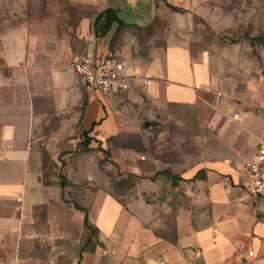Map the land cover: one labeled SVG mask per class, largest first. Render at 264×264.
I'll return each instance as SVG.
<instances>
[{
  "label": "crops",
  "instance_id": "0c3cea01",
  "mask_svg": "<svg viewBox=\"0 0 264 264\" xmlns=\"http://www.w3.org/2000/svg\"><path fill=\"white\" fill-rule=\"evenodd\" d=\"M44 1L50 12L45 8L0 32V264H41L27 238L47 220L50 207H61L65 190L43 184L44 153L54 158L64 146L138 133L141 118L164 106H199L216 118L232 115L239 133L229 154L191 174L189 179L199 171L203 177L192 180L189 203L174 214V241L147 225L150 208H125L106 195L89 214L99 244L87 246L75 264H264V199L248 193L244 168L264 135L257 109L264 92L227 94L210 64L192 61L188 49L176 43L144 59L135 56L134 40L121 38L135 36L133 29L113 25L96 37V14L107 7L120 14L108 0H64L60 9L58 0ZM127 1L143 19L119 18L129 26H148L151 0ZM111 44L124 74L148 78L149 85L136 80L126 93L103 97L80 82L72 58L107 55Z\"/></svg>",
  "mask_w": 264,
  "mask_h": 264
},
{
  "label": "rangeland",
  "instance_id": "374dc122",
  "mask_svg": "<svg viewBox=\"0 0 264 264\" xmlns=\"http://www.w3.org/2000/svg\"><path fill=\"white\" fill-rule=\"evenodd\" d=\"M58 1L63 8L64 0ZM127 2L108 0L120 8L122 20L140 22L141 11L134 12ZM151 6L149 25L134 30L136 37L132 32L121 37L123 43L134 40L135 56L161 54L168 43H176L188 49L192 61L208 62L227 94L264 92V45L249 43L250 37L264 36V0H151ZM45 8L44 0H0V32L38 17ZM61 20H56L59 26ZM229 117L216 118L199 106H164L141 118L138 133L64 146L54 158L46 152L42 178L57 184L62 175L66 187L61 207H50L44 224L31 229L29 252L41 264H75L89 248L84 247L89 235L84 212L90 223L89 214L106 195L125 208H150L147 225L168 237L175 210L189 203L191 174L227 156L237 139V120ZM92 242L99 244L98 234Z\"/></svg>",
  "mask_w": 264,
  "mask_h": 264
},
{
  "label": "built area",
  "instance_id": "2783aa9c",
  "mask_svg": "<svg viewBox=\"0 0 264 264\" xmlns=\"http://www.w3.org/2000/svg\"><path fill=\"white\" fill-rule=\"evenodd\" d=\"M71 68L87 89L97 90L103 97L126 93L136 80L146 86L151 83L145 77L125 75L123 63L112 53L97 57L76 55L72 58ZM259 113L262 116L264 132V104ZM233 118H237V115ZM244 168L248 175V193L264 199V135L258 141L254 157L244 164ZM248 255L251 256L252 252H248Z\"/></svg>",
  "mask_w": 264,
  "mask_h": 264
},
{
  "label": "trees",
  "instance_id": "16d2710c",
  "mask_svg": "<svg viewBox=\"0 0 264 264\" xmlns=\"http://www.w3.org/2000/svg\"><path fill=\"white\" fill-rule=\"evenodd\" d=\"M70 10L75 11L73 8L70 7ZM72 20H74L72 18ZM113 25H116L118 29H125V30H144L141 28H138L136 26H129L128 24H126L125 22H123L118 16H117V10L111 7H107L106 9H104L102 12L98 13L95 15V17L93 18V24H92V28H93V32L95 34L96 37H101L103 35H105ZM249 43L251 46L254 47V45L256 43H260L261 45H264V36H255V37H250L249 38ZM110 52L117 57V53L116 50L114 49L113 44H111L110 46ZM85 144V143H83ZM49 157L47 156L46 153H44L43 156V167H44V162L46 160H48ZM44 170V168H43ZM201 174V171L197 172V174L193 177L194 179L196 178H200L203 177ZM43 175V174H42ZM58 185L61 189H64L66 187V179L64 176L62 175H58ZM43 184L44 185H50V183L48 181H44V179L42 178ZM177 209L175 210L174 214L176 213ZM174 217V216H173ZM83 225L84 227L89 231V235L85 241V245L84 247L90 246L91 249H93L95 247V245H98V243H94L93 238L96 234H98V230L92 226L89 221H88V215L86 212H84L83 215ZM168 239H170L171 241L175 240V233L173 230V222L171 224L170 230H169V235L168 237H166ZM84 252V250L82 251ZM81 252V253H82ZM81 255V254H80ZM81 256H79V258L77 259V261L80 259Z\"/></svg>",
  "mask_w": 264,
  "mask_h": 264
},
{
  "label": "water",
  "instance_id": "95a60500",
  "mask_svg": "<svg viewBox=\"0 0 264 264\" xmlns=\"http://www.w3.org/2000/svg\"><path fill=\"white\" fill-rule=\"evenodd\" d=\"M148 124H145V127H147Z\"/></svg>",
  "mask_w": 264,
  "mask_h": 264
}]
</instances>
